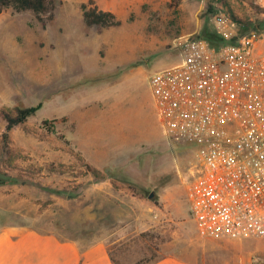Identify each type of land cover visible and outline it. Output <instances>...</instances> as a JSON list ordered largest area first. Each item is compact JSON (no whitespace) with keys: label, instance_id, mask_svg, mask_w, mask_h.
I'll return each mask as SVG.
<instances>
[{"label":"rangeland","instance_id":"rangeland-1","mask_svg":"<svg viewBox=\"0 0 264 264\" xmlns=\"http://www.w3.org/2000/svg\"><path fill=\"white\" fill-rule=\"evenodd\" d=\"M92 2L120 25L85 26L79 0H62L44 25L30 13L0 14V227L120 244V264L193 251L201 238L186 188L195 150L169 141L149 78L179 63L203 28L216 32L219 10L258 20L262 51L264 18L243 0ZM31 107L4 140L5 117Z\"/></svg>","mask_w":264,"mask_h":264},{"label":"built area","instance_id":"built-area-1","mask_svg":"<svg viewBox=\"0 0 264 264\" xmlns=\"http://www.w3.org/2000/svg\"><path fill=\"white\" fill-rule=\"evenodd\" d=\"M264 16V0H243ZM225 41L239 25L213 16ZM245 34L218 48L187 41L179 63L154 72L149 86L169 141L191 146L186 199L202 238L264 240V49Z\"/></svg>","mask_w":264,"mask_h":264},{"label":"crops","instance_id":"crops-1","mask_svg":"<svg viewBox=\"0 0 264 264\" xmlns=\"http://www.w3.org/2000/svg\"><path fill=\"white\" fill-rule=\"evenodd\" d=\"M200 238L195 250L168 254L150 264H264V240ZM117 247L120 244L103 239L89 243L62 240L27 225L0 227V264H120L114 253Z\"/></svg>","mask_w":264,"mask_h":264},{"label":"trees","instance_id":"trees-1","mask_svg":"<svg viewBox=\"0 0 264 264\" xmlns=\"http://www.w3.org/2000/svg\"><path fill=\"white\" fill-rule=\"evenodd\" d=\"M62 3V0H0V14L7 9H10L13 13H30L34 18L42 25L51 21L54 17V13L58 6ZM171 7L178 6V0H170ZM81 17L85 26H97L101 28L117 27L120 25V20L110 11H104L98 9L93 5L92 0H88L86 3L80 4ZM231 16L236 20L239 25L237 36L233 37L230 41L225 42L217 32H210L207 28H203L201 31V37L205 40L209 46L218 48L219 46L230 43L234 44L240 36L245 34H254L255 38L261 37V29L258 28V20L243 21L237 17ZM264 18V16H261ZM36 110V107L26 108L19 110L14 118L5 117L6 125L4 128L3 138L7 140L8 132L10 129L25 120L27 116L32 114ZM0 183H3L0 178Z\"/></svg>","mask_w":264,"mask_h":264},{"label":"water","instance_id":"water-1","mask_svg":"<svg viewBox=\"0 0 264 264\" xmlns=\"http://www.w3.org/2000/svg\"><path fill=\"white\" fill-rule=\"evenodd\" d=\"M151 196H152V194L149 195V197H151Z\"/></svg>","mask_w":264,"mask_h":264}]
</instances>
